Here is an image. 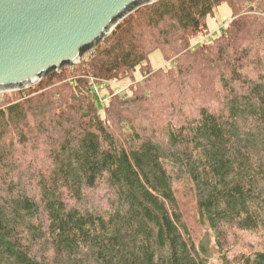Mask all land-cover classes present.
<instances>
[{"label": "trees", "instance_id": "1", "mask_svg": "<svg viewBox=\"0 0 264 264\" xmlns=\"http://www.w3.org/2000/svg\"><path fill=\"white\" fill-rule=\"evenodd\" d=\"M86 56L0 99V264H264V0H158Z\"/></svg>", "mask_w": 264, "mask_h": 264}, {"label": "water", "instance_id": "2", "mask_svg": "<svg viewBox=\"0 0 264 264\" xmlns=\"http://www.w3.org/2000/svg\"><path fill=\"white\" fill-rule=\"evenodd\" d=\"M158 0H0V93L78 65L115 27Z\"/></svg>", "mask_w": 264, "mask_h": 264}, {"label": "rangeland", "instance_id": "3", "mask_svg": "<svg viewBox=\"0 0 264 264\" xmlns=\"http://www.w3.org/2000/svg\"><path fill=\"white\" fill-rule=\"evenodd\" d=\"M233 20L231 16V11L228 9L226 5H221L218 8L214 10V13L212 14V18L208 17L207 24L209 27V34L202 39H200L198 42L201 43H208L209 41L213 40L214 38H217L221 32L222 29L227 28V26L230 24V22ZM87 54L83 56V59ZM83 59L81 61H83ZM150 62L154 69H157L158 67L167 68L170 67L169 63H163L161 54L156 51L150 55ZM135 82L129 81V80H123V81H112V82H106L105 84H101L103 86L102 89H98V93L101 98L104 99L103 103L100 105V111L103 110V107L106 105V102L111 97L115 96L120 99L127 98L131 95V89L134 87L135 83H140L143 80V77L139 74L135 76ZM100 85V84H98ZM8 94H12L14 92H6ZM4 93H0V99L2 100V95Z\"/></svg>", "mask_w": 264, "mask_h": 264}, {"label": "built area", "instance_id": "4", "mask_svg": "<svg viewBox=\"0 0 264 264\" xmlns=\"http://www.w3.org/2000/svg\"><path fill=\"white\" fill-rule=\"evenodd\" d=\"M93 90L92 93L95 95V97L97 98L99 104L103 103L104 99L100 97L99 93H98V89H102L103 87L100 85H95L93 84Z\"/></svg>", "mask_w": 264, "mask_h": 264}]
</instances>
